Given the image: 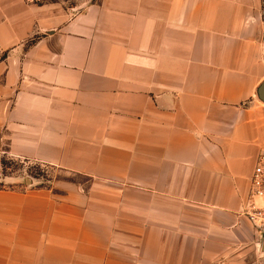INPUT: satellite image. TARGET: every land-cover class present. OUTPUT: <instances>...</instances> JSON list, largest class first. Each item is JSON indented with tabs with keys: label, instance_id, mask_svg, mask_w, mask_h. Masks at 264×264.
<instances>
[{
	"label": "crops",
	"instance_id": "crops-1",
	"mask_svg": "<svg viewBox=\"0 0 264 264\" xmlns=\"http://www.w3.org/2000/svg\"><path fill=\"white\" fill-rule=\"evenodd\" d=\"M262 5L0 0V264H246Z\"/></svg>",
	"mask_w": 264,
	"mask_h": 264
},
{
	"label": "rangeland",
	"instance_id": "rangeland-1",
	"mask_svg": "<svg viewBox=\"0 0 264 264\" xmlns=\"http://www.w3.org/2000/svg\"><path fill=\"white\" fill-rule=\"evenodd\" d=\"M262 9L264 14V0ZM4 149V147L0 149V190L32 188L46 183L53 175L60 176L49 166L12 158L4 153ZM263 238L264 236L262 238L251 237L252 247L246 251L248 257L246 264H264V253L260 251ZM255 244L258 246L256 247ZM241 250L242 247H235L236 252Z\"/></svg>",
	"mask_w": 264,
	"mask_h": 264
},
{
	"label": "built area",
	"instance_id": "built-area-1",
	"mask_svg": "<svg viewBox=\"0 0 264 264\" xmlns=\"http://www.w3.org/2000/svg\"><path fill=\"white\" fill-rule=\"evenodd\" d=\"M34 1L41 2L42 0ZM242 214L256 228L257 232L264 236V154L257 158Z\"/></svg>",
	"mask_w": 264,
	"mask_h": 264
},
{
	"label": "water",
	"instance_id": "water-1",
	"mask_svg": "<svg viewBox=\"0 0 264 264\" xmlns=\"http://www.w3.org/2000/svg\"><path fill=\"white\" fill-rule=\"evenodd\" d=\"M257 96L259 98V100H261L262 102H264V83L261 84L258 89H257ZM260 251L262 253H264V238L260 244Z\"/></svg>",
	"mask_w": 264,
	"mask_h": 264
}]
</instances>
